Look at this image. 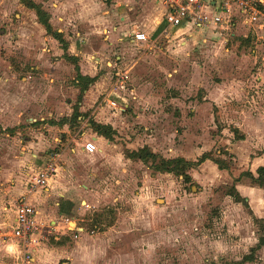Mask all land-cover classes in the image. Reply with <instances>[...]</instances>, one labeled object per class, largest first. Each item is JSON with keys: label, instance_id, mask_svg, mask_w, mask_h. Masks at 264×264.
I'll return each mask as SVG.
<instances>
[{"label": "crops", "instance_id": "1", "mask_svg": "<svg viewBox=\"0 0 264 264\" xmlns=\"http://www.w3.org/2000/svg\"><path fill=\"white\" fill-rule=\"evenodd\" d=\"M15 1L19 12L23 13L18 24L17 49L19 53L30 52V45L21 42L26 40L25 34L31 38L32 54L35 55L33 73L39 77L31 83L22 68L16 67L12 77L7 78L4 72L1 75L5 76H0V128L4 136L0 145V264H22L20 241L11 236L17 204L27 193L32 177L44 168L51 152L60 154L55 172L43 188L28 195L41 227L34 236L32 264H98L102 257L99 258L96 252L108 242L112 231L117 232L113 226L90 237L81 224L84 221L81 217L86 214L83 206L92 203V186L87 182L90 180L88 169L93 163L89 166L88 160L96 158L102 160L103 165L102 156L107 158V152L121 149L125 161L134 162L138 160L127 158L125 150L132 152L143 147H148L154 154L159 153L164 159L188 160L179 143L177 147H169L175 155L161 154L147 132L136 143L120 139L123 135L121 125H127L126 129H129L133 124L143 123L138 117L170 116L169 110L175 109L178 111L174 118L176 126H170L171 134L173 139L180 140L186 133V119L197 116L196 112L203 104L220 109L223 102L244 99L248 105L238 117L244 118L245 122H236L234 127L248 135L246 140L250 134H257L258 141L250 144L251 149L264 150V139L262 144L259 140L264 135V76L246 81L221 80L208 87L202 86V102L196 100L185 107L183 84L175 85L167 65L176 60L177 50L173 51V43L188 47L193 43H204L210 47V52L211 48L238 37L250 40L253 48L240 52L242 57L237 61L241 62L237 66L259 65L258 69H264V19L245 24L235 8L231 24L224 27L198 28L189 20L173 26L166 22V16L184 0H33L48 13L52 30L61 34L66 47L63 49L61 43L38 23L35 13L19 0ZM222 2L205 0V12L213 15L221 9ZM255 2L259 9L264 8V0ZM23 15H27L28 22ZM30 22L37 28V33L32 36L28 29ZM136 32L144 33L148 43L134 40ZM7 52H11L9 48ZM225 53L232 54L233 50L226 47ZM228 60L232 64L228 68L234 69L233 59ZM8 69H11L10 65ZM14 74L17 79L13 78ZM77 75L96 78L82 95L81 89L86 83L78 80ZM120 75L125 79L119 84ZM163 88L170 90L167 96L166 93L163 95ZM147 102H153L155 109L146 112ZM185 108L190 109L187 112ZM232 111L235 113L234 108ZM92 123L109 127L114 134L110 138L97 134ZM23 131L29 134L25 141ZM87 141H93L96 146L99 143L101 148L88 154L83 150ZM96 153L101 157H96ZM248 161L250 169L233 175L230 181L248 207L235 203L226 195L213 227L233 237H218L214 240L216 244L252 248L258 243L255 221L264 219V189L243 180L233 183V180L245 171L255 176L256 169L264 166V153L252 156ZM95 177L93 175L91 180ZM257 252L264 260V245Z\"/></svg>", "mask_w": 264, "mask_h": 264}, {"label": "rangeland", "instance_id": "2", "mask_svg": "<svg viewBox=\"0 0 264 264\" xmlns=\"http://www.w3.org/2000/svg\"><path fill=\"white\" fill-rule=\"evenodd\" d=\"M17 5L15 0H0V76H5L1 75L4 72L6 77L10 78L16 68H22L25 77H29V82L32 83L39 77L33 73V41L25 34L26 40L21 44L30 45V52L19 53L16 37L23 13L19 12ZM23 18L26 22L29 21L27 15H23ZM31 23L28 29L32 36L37 33V28ZM195 44L197 43L188 47L178 42L173 43V51L177 50L176 60L167 63L175 85L183 84L185 107L196 100L202 102V86L208 87L221 80L246 81L264 76V69H258L259 65L248 68L237 66V63L241 62L237 61V58L242 57L240 52L253 48L250 40L235 37L229 43L211 48L210 52V47L206 44ZM6 46L10 53L7 52ZM226 47L231 48L233 53H225ZM175 55L172 54V57L175 58ZM230 57L234 61V69H231V66L228 68V65H232L229 64ZM9 65L11 69H8ZM173 70L175 71L172 73ZM13 78L17 79V74H14ZM124 79L122 75V82H117L123 83ZM166 90L167 88H163V95L166 93L167 96L170 90ZM153 104L147 102L145 111L154 110ZM245 105L248 104L244 99L239 102H223L219 107L221 110L211 104H203L196 112L197 116L186 117V133L180 140L173 139L171 134L170 126H176L174 118L177 117L178 111L175 112V109L169 110L170 116L138 117L143 123L133 124L129 129H126L127 125H121L123 135H120V139L128 143H136L137 139L143 138V134L147 132L152 135V143L159 146L156 150H160L161 154L175 155L170 152L169 147H177L176 144L179 143L183 145L187 161H196L203 153H209L214 161L230 166V170H224L223 173L218 171L212 161L207 160L203 165L187 171L191 181L185 183L182 177L174 174L154 172L151 167L155 165L151 161L147 164L139 161L126 162L123 158L124 150L121 149L107 152V158L102 156L101 159L105 161L103 165L102 160L96 158L87 161L89 166L93 163L88 169L90 180L87 182L92 186V203L87 204L89 207L86 204L83 206L86 214L81 217L84 220L81 224L90 237L113 226L117 228V232L112 231L108 242L96 252L99 258L102 257L98 264H264L257 250H252L254 247L220 245L214 242L218 237L225 235L233 237L226 231L214 230L213 227L214 220L219 218L221 203H224L223 199L226 200V193L231 188V178L242 170H249V158L264 152L259 148L251 149L250 144L258 141L257 134H250L246 140L248 135H243L241 130L237 129L236 134L231 132L236 129V122H245L244 118L238 117ZM230 108H234L235 113ZM185 109L188 112L190 108ZM139 119L137 121H140ZM2 133L0 128V145L4 137ZM22 135L25 141L29 134L23 131ZM240 135L243 136L242 140L235 139L234 136ZM263 139L264 135H261V144ZM255 143L253 145H256ZM97 145L98 149L101 148V144ZM130 151L131 149L125 150V153ZM199 154L200 156H197ZM156 155L161 157L159 153ZM96 157L101 156L96 153ZM156 163L158 164V160ZM93 175H96L95 180H91ZM242 180L251 184L250 179L246 177ZM255 224L259 237L264 235V222ZM245 257L248 261L243 260Z\"/></svg>", "mask_w": 264, "mask_h": 264}, {"label": "built area", "instance_id": "3", "mask_svg": "<svg viewBox=\"0 0 264 264\" xmlns=\"http://www.w3.org/2000/svg\"><path fill=\"white\" fill-rule=\"evenodd\" d=\"M242 16V22L257 23L264 19V10L257 7L255 0H223L222 7L213 15L205 12V0H184L180 2L173 11L166 16V22L173 26H179L184 20H189L195 27L205 28L209 25L224 27L231 24V17L234 9ZM134 40L148 43L147 36L142 32H136L133 35ZM155 47V45H152ZM117 81L122 82V75ZM83 150L92 154L97 150L93 141H87L83 145ZM60 154L51 152L44 168L32 177L27 193L22 196L17 204L15 228L11 236L20 241L23 250L22 264H32L31 251L34 247V236L40 232V225L35 219V211L28 202V195L36 190L43 188L52 174L55 172ZM76 237V236H75ZM4 237L1 236V239Z\"/></svg>", "mask_w": 264, "mask_h": 264}, {"label": "trees", "instance_id": "4", "mask_svg": "<svg viewBox=\"0 0 264 264\" xmlns=\"http://www.w3.org/2000/svg\"><path fill=\"white\" fill-rule=\"evenodd\" d=\"M19 2L25 8H27V9H29L35 13L37 20H38V23L41 24L45 28L47 34L51 35L54 39L59 41V43H61V45L63 46V49H66L65 43L62 39L61 34L56 33L52 30V28L49 24V15L47 12H45L43 10L42 6L39 4H36L33 0H19ZM77 79L78 80H84L86 83L85 88L81 89V95H82V93L86 90L87 85L94 83L96 78H83L80 75H77ZM91 126L93 127V129L95 130V132L97 134L104 135L107 138H110L114 134L109 127H104V126L97 125L94 123H92ZM231 132L234 134L238 133L237 129H232ZM234 137L237 140L243 139L242 135L237 136V137L234 136ZM126 154H127L126 155L127 158H129L131 160H138V161L142 162L143 164H147L149 161H151L152 164L155 165V166L151 167V169L154 172L174 174L175 176L182 177L183 182H185V183L191 181V177L187 174V171L189 169L194 168L195 166L196 167L200 166L201 164H203L207 160L212 161L218 167L219 170H225V171L230 170L229 165H224L222 162L220 163L219 161H214L211 158V155L209 153H203L199 157L198 160L192 161V162H189L183 158L164 159L162 157H158L148 147H143L141 149H138L137 151L128 152ZM157 160H158V164L156 163ZM243 177L250 179L251 184L253 186L264 189V166L258 167L256 169L255 176L251 172H248V171L241 173L238 178L233 180V183H240ZM226 195L231 197L235 203L242 204L245 208L248 207L247 202L245 201V199H243L239 195V193L235 189L234 185H232L231 188L228 189ZM255 222L263 223L264 219L258 220ZM263 228H264V226H263ZM263 245H264V235H261L258 239L257 245L254 248H252V250L253 251L258 250ZM243 260L248 261V258L245 257V259H243ZM233 264H237V263H233Z\"/></svg>", "mask_w": 264, "mask_h": 264}]
</instances>
